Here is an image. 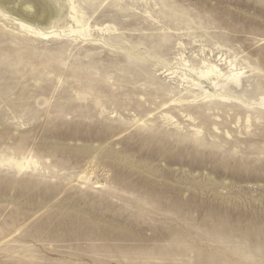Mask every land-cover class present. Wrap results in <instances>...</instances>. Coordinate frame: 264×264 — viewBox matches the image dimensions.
I'll list each match as a JSON object with an SVG mask.
<instances>
[{
	"label": "rangeland",
	"instance_id": "obj_1",
	"mask_svg": "<svg viewBox=\"0 0 264 264\" xmlns=\"http://www.w3.org/2000/svg\"><path fill=\"white\" fill-rule=\"evenodd\" d=\"M0 264H264V0H0Z\"/></svg>",
	"mask_w": 264,
	"mask_h": 264
},
{
	"label": "bare ground",
	"instance_id": "obj_2",
	"mask_svg": "<svg viewBox=\"0 0 264 264\" xmlns=\"http://www.w3.org/2000/svg\"><path fill=\"white\" fill-rule=\"evenodd\" d=\"M71 8H72V10L76 11L75 6H71ZM2 13L4 14V12H2ZM5 15L7 16V14H5ZM50 16H51V12H50V10H48L47 13H43V14H40L38 16H32L30 19L34 23L27 22L24 19V17L15 18L14 20L16 21V24L21 28V30H25V31H28V32H34L35 35H33V36H35V37L49 38L51 36H55L57 33L55 31H53V30L44 31V29H42L39 25L41 23H43V22H46V19L48 17H50ZM9 18L11 19V17H9ZM72 19H73V21H75V24H77V25H81L83 23L82 22V19H79L77 16H72ZM15 21H13V23H15ZM72 32L73 33H78V34H83L84 35V31H82V30H73L72 29ZM184 66H186V65L184 64ZM183 68L186 69L187 67H183ZM214 68L217 69V66L214 67ZM213 71L214 70H212V72ZM202 75L203 74L201 73V76ZM214 75H217V74H214ZM7 163L9 165H13V166L19 168L20 170H23L26 167H30V164H31V162L30 161H27V160L25 162H23V161H16L14 159L7 160Z\"/></svg>",
	"mask_w": 264,
	"mask_h": 264
}]
</instances>
